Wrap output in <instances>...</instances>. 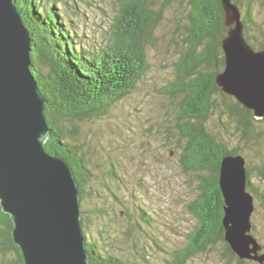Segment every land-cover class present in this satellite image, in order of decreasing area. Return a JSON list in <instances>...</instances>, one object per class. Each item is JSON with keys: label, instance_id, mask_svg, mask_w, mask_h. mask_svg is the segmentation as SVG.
<instances>
[{"label": "trees", "instance_id": "1", "mask_svg": "<svg viewBox=\"0 0 264 264\" xmlns=\"http://www.w3.org/2000/svg\"><path fill=\"white\" fill-rule=\"evenodd\" d=\"M15 1L30 33L31 71L45 101L50 130L45 150L66 159L78 182L80 225L89 264H154L152 251L161 257V264H188L218 246L229 262L258 264L238 258L224 239L219 171L226 155L250 159V153L254 157L256 166L246 164L247 190L254 197V211L264 210V189L251 182L253 175L264 181V118L256 119L252 111L223 93L215 83V76L225 66L221 41L228 32L221 0H188L184 49L175 63L174 79L163 89L171 100H177L176 127L184 140L180 165L184 171L198 175L199 191L187 205L195 223L186 233L185 244L175 249L164 246L145 208L133 202L124 207L116 192H112L111 185L119 184L115 154H111L115 150L106 148L99 138L92 143L75 136L78 123L106 119L143 82L149 70L146 45L173 0H166L157 13L148 0H116L117 12L110 17L97 45L85 42L70 18L71 13L76 14L77 5H88V0ZM231 2L241 12L247 43L255 51L264 49V17L260 20L255 11L257 3L264 4V0ZM217 113L226 119H219V125L234 128L238 145L233 148L207 128L210 116ZM95 154L107 159L105 175L111 185L106 181L102 185L109 188L111 204L124 208V216H112L107 203L98 202L101 194L92 187L96 182L92 169L96 170ZM88 199H93L91 209L86 206ZM12 226L0 206V264H24L19 247L11 238ZM261 247L264 253V246Z\"/></svg>", "mask_w": 264, "mask_h": 264}, {"label": "water", "instance_id": "2", "mask_svg": "<svg viewBox=\"0 0 264 264\" xmlns=\"http://www.w3.org/2000/svg\"><path fill=\"white\" fill-rule=\"evenodd\" d=\"M221 4L228 32L221 41L225 66L215 83L256 119L264 118V49L255 51L245 40L238 7L231 0ZM30 53V33L16 1L0 0V206L24 264H89L74 171L45 150L50 130ZM219 185L225 241L241 260L264 264L251 234L255 205L242 155L222 159Z\"/></svg>", "mask_w": 264, "mask_h": 264}, {"label": "rangeland", "instance_id": "3", "mask_svg": "<svg viewBox=\"0 0 264 264\" xmlns=\"http://www.w3.org/2000/svg\"><path fill=\"white\" fill-rule=\"evenodd\" d=\"M88 1V5H77L76 14L71 13L70 18L77 34L85 42L88 40L97 45L105 35L110 17L115 14L116 0ZM165 1L148 0L150 8L156 13L161 10ZM187 2L188 0H173L163 11L151 42L146 45L149 70L135 92L113 108L106 119L78 123L75 131V136L82 140L96 143L99 138L106 148L115 150L111 154H115L119 175V184L116 186L106 179L107 159L98 154L94 156L96 170L94 167L92 169L96 182L92 187L101 194L99 204L101 201L107 203L105 206L112 216H124V208L119 205L114 207L112 200L108 199L109 188L103 186L107 182L124 207L133 202L147 210L154 221L159 239L166 248L171 249L185 244L186 233L195 223L187 205L199 191L198 175L184 171L178 160L184 140L176 127L177 100H171L163 92L165 86L174 79V66L184 49L183 28L189 11ZM255 11L261 20L264 17V4L257 3ZM219 119L222 122L226 120L218 113L210 116L207 123L209 132L223 140L228 148L235 147L238 145V138L234 128L230 125L224 128L223 123L219 125ZM249 157L250 159L245 158L246 164L253 168L257 162L250 153ZM251 182L264 189V181L257 176L253 175ZM92 200L88 199L86 203L89 209L94 205ZM251 223L252 235L264 246V210L256 208L251 216ZM221 249L218 246L188 264H234L225 259ZM152 253L153 263L161 264V257L153 251Z\"/></svg>", "mask_w": 264, "mask_h": 264}]
</instances>
